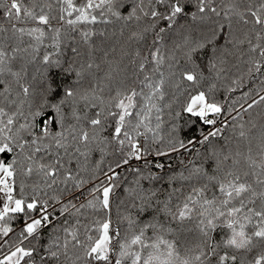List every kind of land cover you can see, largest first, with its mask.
Instances as JSON below:
<instances>
[{"label":"snow or ice","instance_id":"1","mask_svg":"<svg viewBox=\"0 0 264 264\" xmlns=\"http://www.w3.org/2000/svg\"><path fill=\"white\" fill-rule=\"evenodd\" d=\"M0 264H264V0H0Z\"/></svg>","mask_w":264,"mask_h":264},{"label":"trees","instance_id":"2","mask_svg":"<svg viewBox=\"0 0 264 264\" xmlns=\"http://www.w3.org/2000/svg\"><path fill=\"white\" fill-rule=\"evenodd\" d=\"M223 42V41H221ZM247 89H243L241 91H246ZM241 91H238L237 93L235 94H232V98L233 99H236L239 97V95L241 94ZM227 95L226 92H224L223 90H221L219 93H218V98L222 100V102L227 106L231 103V101H225L223 100V97ZM238 107V105H237ZM259 111V110H257ZM235 114V113H234ZM241 115L247 116L246 113H241ZM225 118H228L227 115L225 114L224 117H221V119H225ZM184 120H187L189 121L187 124H184L183 121H181V127H182V131H181V136L185 139H188V138H193V137H196V136H199L200 132L201 131H206L207 128L202 125V123H200L199 121H196L194 120L193 118H190V117H187L185 116L184 117ZM230 133L226 132L225 135H229ZM180 159V157H176L175 159L171 160V161H165V163H171L173 165H176L178 163V160ZM122 193H119L118 192V195H117V201H118V198H119V195H121ZM219 238V234H217V239Z\"/></svg>","mask_w":264,"mask_h":264}]
</instances>
